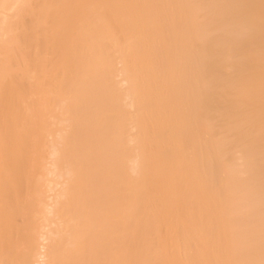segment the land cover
<instances>
[{"label":"bare ground","instance_id":"obj_1","mask_svg":"<svg viewBox=\"0 0 264 264\" xmlns=\"http://www.w3.org/2000/svg\"><path fill=\"white\" fill-rule=\"evenodd\" d=\"M259 10L0 0V264H264ZM48 104L70 125L53 139ZM45 147L68 178L50 208Z\"/></svg>","mask_w":264,"mask_h":264},{"label":"rangeland","instance_id":"obj_2","mask_svg":"<svg viewBox=\"0 0 264 264\" xmlns=\"http://www.w3.org/2000/svg\"><path fill=\"white\" fill-rule=\"evenodd\" d=\"M260 13L264 14L263 11H260ZM119 65L121 64L119 63ZM30 69H32L30 73V81L34 83L37 77L36 71L33 69V67H30ZM117 80L121 82L124 88L128 86V82L124 79L123 74L118 76ZM65 97L66 95L63 98ZM48 106H44V108L42 109V113L36 119L44 124V134L48 136L49 139H53L59 133L68 130L70 128V125L69 122L63 118L62 111L58 106L54 107L53 105L49 104ZM135 131L136 128H133V133ZM37 157L40 160V164L36 170V173H38L36 176V182L42 184V189L39 194L41 195V198L48 204V208H50L54 202L56 194L67 184L68 178L65 175L59 174V172H57L54 164V157L51 153V147H45ZM51 217V226H46L43 229V233H41L40 245L42 252H45L46 250L50 228L53 226H57L59 222V218L57 216L52 215Z\"/></svg>","mask_w":264,"mask_h":264}]
</instances>
